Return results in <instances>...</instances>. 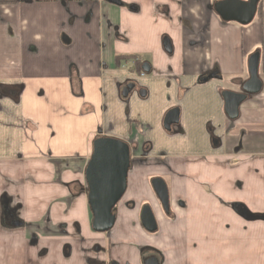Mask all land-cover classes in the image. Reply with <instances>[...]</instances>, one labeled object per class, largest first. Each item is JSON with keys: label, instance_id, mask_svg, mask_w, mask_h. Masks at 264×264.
I'll return each mask as SVG.
<instances>
[{"label": "crops", "instance_id": "obj_1", "mask_svg": "<svg viewBox=\"0 0 264 264\" xmlns=\"http://www.w3.org/2000/svg\"><path fill=\"white\" fill-rule=\"evenodd\" d=\"M119 1L0 0V264H143L151 251L160 264H264V220L234 207L264 215V0L245 26L221 20L223 0ZM254 54L262 88L230 121L222 93L242 92ZM103 135L136 149L114 227L98 233L84 171Z\"/></svg>", "mask_w": 264, "mask_h": 264}, {"label": "water", "instance_id": "obj_2", "mask_svg": "<svg viewBox=\"0 0 264 264\" xmlns=\"http://www.w3.org/2000/svg\"><path fill=\"white\" fill-rule=\"evenodd\" d=\"M115 5H120L119 0H106ZM259 0H223L215 4L216 14L224 22H235L242 26L249 25L258 8ZM259 55L254 54L248 60L249 80L242 88L241 93L223 92L224 112L230 120H236L239 108L249 95L260 92L262 82L258 78ZM147 65L142 67L148 73ZM214 75V74H213ZM205 76L204 81L214 77ZM134 89L133 85L127 86L122 93L127 98ZM144 96V93L141 94ZM178 109L171 110L164 118V128L178 123ZM131 164V150L128 143L106 136H99L92 142L90 159L84 171L87 187V202L91 213V227L98 233H107L114 227L116 221V205L126 191L127 175ZM154 193L158 197L165 211L169 208V197L166 184L162 179L151 181ZM237 213L246 221L264 220V215H252L244 207L238 206ZM140 222L142 228L149 234L157 231L156 220L149 207H144L141 212ZM143 264H160L156 256H146Z\"/></svg>", "mask_w": 264, "mask_h": 264}, {"label": "flooded vegetation", "instance_id": "obj_3", "mask_svg": "<svg viewBox=\"0 0 264 264\" xmlns=\"http://www.w3.org/2000/svg\"><path fill=\"white\" fill-rule=\"evenodd\" d=\"M144 65H147V66H145L146 67V69H149V65L148 64H146V63H144L143 65H142V67H144ZM142 67H141V71H142V73L143 74H146V73H144L143 72V70H142ZM148 74V73H147ZM130 85H133L134 86V83L132 82V81H130V82H125L124 83V85H123V87H122V90H121V94L123 93V90L127 87V86H130ZM239 110H240V108H239ZM239 116V115H238ZM228 118V117H227ZM229 119V118H228ZM238 119V118H237ZM236 119V120H237ZM230 120V119H229ZM230 121H235V120H230ZM171 127V126H170ZM165 129V128H164ZM170 130V129H169ZM169 130H167V131H169ZM104 136V135H103ZM106 137H111V136H106ZM114 138V137H113ZM96 139V138H95ZM116 139H118V138H116ZM120 140V139H119ZM94 141V140H93ZM123 141V140H122ZM125 142V141H124ZM126 143H128V142H126ZM217 141L214 139L213 140V144L214 145H217ZM128 145L130 146V150H131V164H130V169H129V171L131 170V167H132V165H133V163H134V160H133V150H135L136 149V147H132V144L129 142L128 143ZM139 162H146L147 161V157L146 156H140L139 157V160H138ZM88 164V163H87ZM87 166V165H86ZM128 174H129V172H128ZM154 179H161V178H152L151 180H150V188H151V190H152V193H153V195H154V198H155V200L157 201V203H158V206H159V210H160V212H161V214H163L164 216H166V217H168L169 216V214H170V198H169V208H168V211L166 212L165 211V209L163 208V206H162V204L160 203V201H159V199H158V197L156 196V194L154 193V190H153V188H152V186H151V181L152 180H154ZM164 181V180H163ZM165 183V182H164ZM166 184V183H165ZM127 187H128V175H127V186H126V191H125V193H124V195L122 196V198H121V200L120 201H122V199L124 198V196H125V194H126V192H127ZM166 187H167V185H166ZM167 190H168V188H167ZM168 197H169V193H168ZM119 201V202H120ZM118 202V203H119ZM118 205V204H117ZM116 205V206H117ZM149 207L150 208V210H151V212H152V214L154 213L153 212V209H152V207L149 205V203H145V204H143V206H142V208H141V210H140V216H141V212H142V209L144 208V207ZM238 206H240V205H236V206H234L235 207V211L237 212V207ZM153 216H154V214H153ZM154 218H155V216H154ZM156 220V219H155ZM156 224H157V222H156ZM157 230H158V225H157ZM157 232V231H156ZM156 232H154V233H156ZM153 234V233H152ZM158 256V254H156L155 252H149L148 253V255H146V256ZM145 256V257H146ZM156 256V257H157ZM157 259H158V257H157ZM159 261V260H158Z\"/></svg>", "mask_w": 264, "mask_h": 264}, {"label": "rangeland", "instance_id": "obj_4", "mask_svg": "<svg viewBox=\"0 0 264 264\" xmlns=\"http://www.w3.org/2000/svg\"><path fill=\"white\" fill-rule=\"evenodd\" d=\"M127 239H128V242H129V241H132V240H130L129 238H127Z\"/></svg>", "mask_w": 264, "mask_h": 264}, {"label": "trees", "instance_id": "obj_5", "mask_svg": "<svg viewBox=\"0 0 264 264\" xmlns=\"http://www.w3.org/2000/svg\"><path fill=\"white\" fill-rule=\"evenodd\" d=\"M120 5H122V4H120ZM123 6V5H122Z\"/></svg>", "mask_w": 264, "mask_h": 264}]
</instances>
